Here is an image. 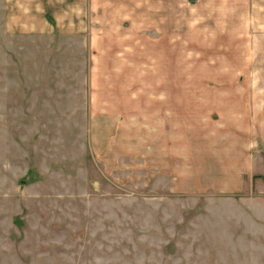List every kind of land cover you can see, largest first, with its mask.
Returning <instances> with one entry per match:
<instances>
[{"label":"rangeland","instance_id":"374dc122","mask_svg":"<svg viewBox=\"0 0 264 264\" xmlns=\"http://www.w3.org/2000/svg\"><path fill=\"white\" fill-rule=\"evenodd\" d=\"M87 4L0 0V264H264V177L215 156L264 0Z\"/></svg>","mask_w":264,"mask_h":264},{"label":"crops","instance_id":"0c3cea01","mask_svg":"<svg viewBox=\"0 0 264 264\" xmlns=\"http://www.w3.org/2000/svg\"><path fill=\"white\" fill-rule=\"evenodd\" d=\"M54 1L63 6L69 2V0ZM79 6L84 7L83 10L80 9V13L86 16L87 0H79ZM231 100L226 115L218 120L221 126L218 127L219 137L228 135L223 146L225 151L222 155L215 156L219 160L222 159L218 164L219 167L222 162L229 167L227 172L223 171L224 173L220 174L222 180L233 183L235 193H241L246 191L247 185V180L243 177L248 175L249 181L256 182H262L264 177V95L236 96ZM256 198H263V194L257 193L250 199Z\"/></svg>","mask_w":264,"mask_h":264}]
</instances>
